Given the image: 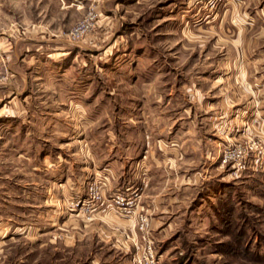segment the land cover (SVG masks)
<instances>
[{
  "label": "rangeland",
  "instance_id": "1",
  "mask_svg": "<svg viewBox=\"0 0 264 264\" xmlns=\"http://www.w3.org/2000/svg\"><path fill=\"white\" fill-rule=\"evenodd\" d=\"M148 246L264 264V0H0V264Z\"/></svg>",
  "mask_w": 264,
  "mask_h": 264
},
{
  "label": "built area",
  "instance_id": "2",
  "mask_svg": "<svg viewBox=\"0 0 264 264\" xmlns=\"http://www.w3.org/2000/svg\"><path fill=\"white\" fill-rule=\"evenodd\" d=\"M243 159H244V151L242 150L241 147H234V148L225 147L221 152L222 162L231 163L234 167L240 166ZM89 195L91 197V201L96 203L101 200L102 191H100L99 186L94 183L89 187ZM114 201L117 204V207H119L120 205L126 206L127 204V201L125 200L123 195H116ZM90 206L93 207V204H91ZM143 222L146 223V220L143 219ZM138 264H158V260L155 257V254L150 246H148L147 255L144 259V262H141L139 260Z\"/></svg>",
  "mask_w": 264,
  "mask_h": 264
},
{
  "label": "crops",
  "instance_id": "3",
  "mask_svg": "<svg viewBox=\"0 0 264 264\" xmlns=\"http://www.w3.org/2000/svg\"><path fill=\"white\" fill-rule=\"evenodd\" d=\"M93 218H95V216H92V219H93ZM115 246H116V245H115ZM126 246H127V244H126Z\"/></svg>",
  "mask_w": 264,
  "mask_h": 264
}]
</instances>
